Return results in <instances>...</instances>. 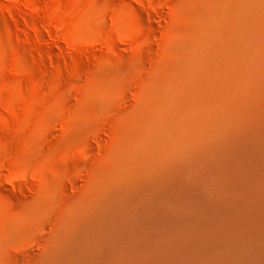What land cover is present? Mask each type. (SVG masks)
<instances>
[{"label": "bare ground", "instance_id": "bare-ground-1", "mask_svg": "<svg viewBox=\"0 0 264 264\" xmlns=\"http://www.w3.org/2000/svg\"><path fill=\"white\" fill-rule=\"evenodd\" d=\"M169 25L0 159V264H264V0H175Z\"/></svg>", "mask_w": 264, "mask_h": 264}, {"label": "rangeland", "instance_id": "rangeland-1", "mask_svg": "<svg viewBox=\"0 0 264 264\" xmlns=\"http://www.w3.org/2000/svg\"><path fill=\"white\" fill-rule=\"evenodd\" d=\"M174 2L0 0V140L6 146L0 159L5 165L31 127L43 142L61 132L74 111L69 101L79 100L83 87L94 83L98 65L139 64L154 55L170 27ZM138 69L135 78L142 75ZM50 98L56 101L45 104Z\"/></svg>", "mask_w": 264, "mask_h": 264}]
</instances>
